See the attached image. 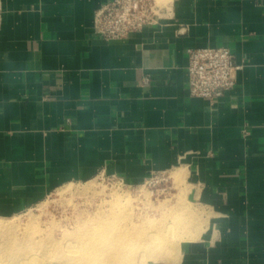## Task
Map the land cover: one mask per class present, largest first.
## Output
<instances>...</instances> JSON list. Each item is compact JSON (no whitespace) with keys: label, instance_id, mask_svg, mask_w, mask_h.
<instances>
[{"label":"crops","instance_id":"obj_1","mask_svg":"<svg viewBox=\"0 0 264 264\" xmlns=\"http://www.w3.org/2000/svg\"><path fill=\"white\" fill-rule=\"evenodd\" d=\"M108 1L0 0V215L173 172L197 224L150 264H264V0H167L112 41L94 30ZM207 47L241 66L217 101L189 90L188 50Z\"/></svg>","mask_w":264,"mask_h":264},{"label":"bare ground","instance_id":"obj_2","mask_svg":"<svg viewBox=\"0 0 264 264\" xmlns=\"http://www.w3.org/2000/svg\"><path fill=\"white\" fill-rule=\"evenodd\" d=\"M123 204L118 199L112 203L113 215H91L76 231L64 229L61 234L46 232L39 221L30 220L22 227L15 221L0 220V264H54L53 260H57L56 264H138L142 258L153 257L154 261L167 258L171 250L165 244L181 236L177 229L183 223L156 229L150 222L142 223L139 220L142 216L136 217V221L130 219V223L117 215L119 210L125 211ZM191 227L192 224L188 230ZM169 256L173 259L175 254Z\"/></svg>","mask_w":264,"mask_h":264},{"label":"rangeland","instance_id":"obj_3","mask_svg":"<svg viewBox=\"0 0 264 264\" xmlns=\"http://www.w3.org/2000/svg\"><path fill=\"white\" fill-rule=\"evenodd\" d=\"M161 3H164V1L161 0ZM166 176L168 180L159 179L152 182L145 180L140 185H129L118 178L100 176L90 182L64 186L54 191L44 202L20 214L13 216L0 215V220L15 221L22 227L26 226L30 220L39 221L40 227L45 229L46 232L61 234L64 229L76 231L77 226L91 215L95 216L97 213L113 215L112 203L119 199L124 203L123 206L126 212L119 210L117 215L122 216L128 222H130V219L136 221V217L142 216L139 219L142 220V223L148 225L150 222L156 229H161L164 225L183 223V227L186 226V228L179 227L177 229L181 236L165 244V248L171 250L168 254L176 255L179 243L193 232L192 228L197 224L198 215L185 203L179 175L172 172ZM190 213L194 221H192L193 218ZM180 218L183 220L181 221ZM186 219L191 221L186 222ZM184 220H186V223ZM185 224L190 226L192 224V227L188 230L189 225ZM169 255L163 261L171 260ZM153 261V257L142 258L138 264H150ZM53 263L56 264L57 260H53Z\"/></svg>","mask_w":264,"mask_h":264},{"label":"built area","instance_id":"obj_4","mask_svg":"<svg viewBox=\"0 0 264 264\" xmlns=\"http://www.w3.org/2000/svg\"><path fill=\"white\" fill-rule=\"evenodd\" d=\"M168 8L169 2L159 0H110L97 10L94 30L108 41L125 39L146 26L158 24ZM188 59L192 97L217 101L235 88L241 66L229 48L189 49ZM167 174V171L152 172L147 182L168 180Z\"/></svg>","mask_w":264,"mask_h":264}]
</instances>
